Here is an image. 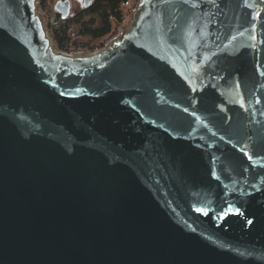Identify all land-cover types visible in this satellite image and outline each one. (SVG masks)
<instances>
[{"label": "water", "instance_id": "obj_1", "mask_svg": "<svg viewBox=\"0 0 264 264\" xmlns=\"http://www.w3.org/2000/svg\"><path fill=\"white\" fill-rule=\"evenodd\" d=\"M36 1L0 0V264H264V0H141L87 57Z\"/></svg>", "mask_w": 264, "mask_h": 264}, {"label": "trees", "instance_id": "obj_2", "mask_svg": "<svg viewBox=\"0 0 264 264\" xmlns=\"http://www.w3.org/2000/svg\"><path fill=\"white\" fill-rule=\"evenodd\" d=\"M128 0H95L93 5L72 19L71 17L61 21V25L58 27L49 25L47 31L50 33L53 41V50L55 52L75 55L79 57H87V55L78 54L79 47L71 43L70 27L71 24L81 23L80 34L82 36H90L93 40H102L110 36L113 31L112 21L121 23L123 21L122 6L127 3ZM52 11V10H51ZM54 12V11H53ZM86 15H91L92 18L85 20ZM101 20V26L96 27V16ZM58 18H60L58 16ZM61 19V18H60ZM91 51H97L92 47Z\"/></svg>", "mask_w": 264, "mask_h": 264}, {"label": "rangeland", "instance_id": "obj_3", "mask_svg": "<svg viewBox=\"0 0 264 264\" xmlns=\"http://www.w3.org/2000/svg\"><path fill=\"white\" fill-rule=\"evenodd\" d=\"M140 2L141 0H128L127 3L122 6L123 21L121 23L112 21L114 27L113 33L102 40H93L90 36H82L80 34V30L82 28L81 23L71 24L70 27L71 43L74 45L76 44L79 47H83L77 51L79 52L78 54L90 56L95 53H99L103 50H107L110 47H112L115 43L121 41L123 36L127 33V31L130 29L132 24L135 22V15L139 9ZM53 11H54L53 2H51L50 0H37L36 12L37 15L41 18V21L43 22L44 29L47 32V36L49 37L52 46H53V41L51 39L50 33L47 31L48 26L52 25L58 27L59 25H61V21H62V19L58 18V15H56L55 12ZM78 11H79L78 6H75L74 12L77 13ZM81 13L82 12H79L76 15L72 16L71 18L74 19ZM95 16H96L95 25L96 27H99L101 26V20L97 15ZM91 18H92L91 15L85 16V20H89ZM92 47L96 48L97 51L95 52L91 51L90 49H92ZM71 56L79 57L75 55H71Z\"/></svg>", "mask_w": 264, "mask_h": 264}, {"label": "flooded vegetation", "instance_id": "obj_4", "mask_svg": "<svg viewBox=\"0 0 264 264\" xmlns=\"http://www.w3.org/2000/svg\"><path fill=\"white\" fill-rule=\"evenodd\" d=\"M50 1L53 2V9H54L56 3L59 2L60 0H50ZM64 1H68L69 4H70V7H71V8H70V13H69V17H68V18H70V17L76 15V14L79 13V12H83V11L89 9V8L93 5V3L95 2V0H93V2H92V4L90 5V7H88V8H84L85 0H83L82 2H78V1H76V0H64ZM75 6H78V8H79V11H78L77 13L74 12V8H75ZM36 8H37V1H36ZM54 12H55V11H54ZM36 13H37V12H36ZM55 14L58 15V16L61 18V16H60L58 13L55 12ZM68 18H67V19H68ZM61 19H62V18H61Z\"/></svg>", "mask_w": 264, "mask_h": 264}, {"label": "built area", "instance_id": "obj_5", "mask_svg": "<svg viewBox=\"0 0 264 264\" xmlns=\"http://www.w3.org/2000/svg\"><path fill=\"white\" fill-rule=\"evenodd\" d=\"M71 56V55H70Z\"/></svg>", "mask_w": 264, "mask_h": 264}]
</instances>
